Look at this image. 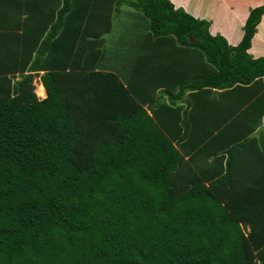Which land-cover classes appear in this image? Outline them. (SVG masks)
Listing matches in <instances>:
<instances>
[{
    "label": "trees",
    "instance_id": "trees-1",
    "mask_svg": "<svg viewBox=\"0 0 264 264\" xmlns=\"http://www.w3.org/2000/svg\"><path fill=\"white\" fill-rule=\"evenodd\" d=\"M30 3L0 0L21 12L0 19V264H264V170L233 169L264 119V5L230 46L169 0ZM123 6L144 34L108 52ZM24 13L46 28L28 51Z\"/></svg>",
    "mask_w": 264,
    "mask_h": 264
},
{
    "label": "crops",
    "instance_id": "crops-1",
    "mask_svg": "<svg viewBox=\"0 0 264 264\" xmlns=\"http://www.w3.org/2000/svg\"><path fill=\"white\" fill-rule=\"evenodd\" d=\"M43 0H33L31 5H37ZM175 9L181 8L187 14L195 19L207 20L210 22L209 33L212 36L219 35L227 41L231 46H236L243 37V26L249 15V11L253 8L264 5V0H169ZM24 5H29L24 2ZM0 19H19L21 14L14 6H3L0 8ZM17 11V13L15 12ZM26 12V11H24ZM44 16L37 15V23L34 19L30 20L25 13L22 17V33L26 35L25 29L28 27L30 31V38L25 41L22 47L28 51L33 47L40 36H44L46 28L41 25L40 19ZM33 21V23L31 22ZM248 53L253 58L264 57V16H262L259 25L257 26L256 33L251 41V46ZM35 86L40 87V84L35 80ZM257 126V125H256ZM252 126L245 124L244 131L248 132L247 139L250 142L247 151L240 152L234 163L239 160L240 164L233 166L240 169L239 175L244 174L246 178L257 177L258 174L264 170V119L261 125ZM242 125L233 126V132H238ZM254 128V129H252Z\"/></svg>",
    "mask_w": 264,
    "mask_h": 264
},
{
    "label": "rangeland",
    "instance_id": "rangeland-1",
    "mask_svg": "<svg viewBox=\"0 0 264 264\" xmlns=\"http://www.w3.org/2000/svg\"><path fill=\"white\" fill-rule=\"evenodd\" d=\"M144 23L141 13L123 6L121 13L113 21L114 29L112 33L105 36L107 51L110 52L118 48H127L128 50L136 38L143 36Z\"/></svg>",
    "mask_w": 264,
    "mask_h": 264
},
{
    "label": "water",
    "instance_id": "water-1",
    "mask_svg": "<svg viewBox=\"0 0 264 264\" xmlns=\"http://www.w3.org/2000/svg\"><path fill=\"white\" fill-rule=\"evenodd\" d=\"M189 41H190V42H193V41H194V39H190Z\"/></svg>",
    "mask_w": 264,
    "mask_h": 264
}]
</instances>
